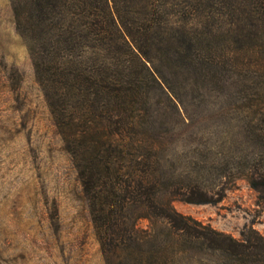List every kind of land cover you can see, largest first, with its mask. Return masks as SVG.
I'll use <instances>...</instances> for the list:
<instances>
[{"label": "trees", "instance_id": "1", "mask_svg": "<svg viewBox=\"0 0 264 264\" xmlns=\"http://www.w3.org/2000/svg\"><path fill=\"white\" fill-rule=\"evenodd\" d=\"M10 1L105 263L173 264L201 246L225 264H264V236L239 241L172 206L218 204L241 177L264 198V0ZM213 80L227 91L202 92ZM218 118L241 124L229 138L239 148L205 159L198 177L211 186L166 174L167 138H200ZM158 222L168 226L162 254L149 247Z\"/></svg>", "mask_w": 264, "mask_h": 264}, {"label": "rangeland", "instance_id": "2", "mask_svg": "<svg viewBox=\"0 0 264 264\" xmlns=\"http://www.w3.org/2000/svg\"><path fill=\"white\" fill-rule=\"evenodd\" d=\"M211 84L202 92L214 96L227 91H221L222 82ZM236 90L231 87V95ZM180 91L191 94L189 87ZM158 100L156 96L152 103L156 106ZM210 101L237 110L234 101ZM231 124L230 130L226 120L218 118L211 133L200 138L187 132L167 138L166 174H176L182 182L192 176L211 186V178L198 177V170L205 159H227V153L239 148L229 138L241 124ZM229 161L227 167L236 172ZM172 206L239 241L252 232L264 236V198L245 177L235 180L218 204L174 200ZM138 227L151 231L152 225L141 219ZM166 227L158 222V239L149 244L153 252L163 253ZM225 263L221 253L196 246L175 255L173 264ZM0 264H106L78 174L37 82L29 49L16 29L10 0H0Z\"/></svg>", "mask_w": 264, "mask_h": 264}]
</instances>
